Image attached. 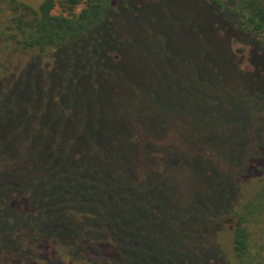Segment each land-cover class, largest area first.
I'll use <instances>...</instances> for the list:
<instances>
[{
  "label": "rangeland",
  "instance_id": "374dc122",
  "mask_svg": "<svg viewBox=\"0 0 264 264\" xmlns=\"http://www.w3.org/2000/svg\"><path fill=\"white\" fill-rule=\"evenodd\" d=\"M23 1L36 6L42 0ZM135 1L141 7L124 31L130 43H121L125 58L116 66L114 73L122 72L116 81L102 80L93 89L81 88L84 80L110 71L95 58L99 41L96 51L84 47L76 59L60 61L49 87L33 88L28 72L22 89L15 79L6 91H0L1 139L9 144L12 135L22 144L19 154L35 156L38 167L48 172L47 179L34 185L36 172H31L32 189L14 196L33 206L37 215L33 225L43 226L42 237L50 232L62 234L63 204L97 201L88 185L95 173L108 162L120 164L135 150L141 155L143 146L155 144L160 150L145 152L140 161L171 159V172L184 169L176 195L182 198L169 195L175 187L170 173L165 181L155 171L145 174L139 185L146 189L144 193L128 189L129 197L120 195L123 209L114 236L126 245H121L122 262L222 264L228 258L236 262L228 233L206 221L209 214H219L226 200L222 221L229 229L234 224L231 213L261 200L264 51L259 54L256 45H250L233 17L216 14L210 0ZM7 11L0 3V27L6 24ZM72 62V71L65 72ZM256 68L248 75L237 71ZM136 131L140 135L137 145L128 141ZM10 148L0 153V159ZM82 157L89 161L83 162ZM174 157L182 159L177 162ZM212 158L219 159L223 169L213 167ZM3 185L0 189L5 191ZM3 195L6 210L0 211V247L7 242L6 215L12 210L10 196ZM172 198L180 205L176 206L179 216L172 210ZM21 211V218L26 219L27 207ZM55 220L59 221L53 224ZM251 229L252 250L264 257V227L253 223ZM209 233L215 234L217 244L208 238Z\"/></svg>",
  "mask_w": 264,
  "mask_h": 264
},
{
  "label": "trees",
  "instance_id": "16d2710c",
  "mask_svg": "<svg viewBox=\"0 0 264 264\" xmlns=\"http://www.w3.org/2000/svg\"><path fill=\"white\" fill-rule=\"evenodd\" d=\"M210 2L216 8V14L227 13L233 17V22H236L242 35H245L247 40L250 39V45L252 47L256 45L259 54L264 53L260 52L264 51L260 47L261 44L264 48V0H210ZM0 3L8 10L6 24L0 27V39L3 44L0 46V91H6L7 86H11L12 80L15 79L21 82L22 89L28 72L32 78L33 88H37L38 85L49 87L51 76L60 70L58 65L60 61L76 59L78 54L83 53L84 47H88L91 52L96 51L99 41L102 42L95 58H98L101 65L110 68V71L84 80L83 84H80L81 88L93 89L98 87L102 80L111 83L116 81L114 78L121 76V71L114 72L116 66L125 58V50L121 49L123 46L121 43L125 45L130 43V38L124 31H127L131 21L136 20L141 3L136 4L135 0H42L36 6L23 0H0ZM108 38L112 44L107 43ZM253 56L252 53L251 57ZM74 63L72 62L65 72L70 73L75 66ZM258 70L259 68L252 72H241L237 69L242 75L253 74ZM134 88L137 90L139 86ZM54 101L59 103L57 100ZM1 108L2 104L0 110ZM2 118L0 112V126L3 124ZM3 134L0 129V136ZM8 139L9 144L0 137V153L6 152L4 150L7 146L11 147L9 153L0 159V183L6 185L8 182L5 191L0 189V211L6 210L2 201L6 192L10 196L12 210L6 215V224L10 229L6 244L0 247V264H124L121 245L124 247L126 245L114 236L123 209L120 195L128 196V189L133 193L138 190L144 193L146 189L140 187L144 176L145 174L148 176L149 171H155L160 179L165 181H168L170 173L171 179L175 181V187L169 191V195L173 197L178 195L177 185L184 177V169L176 168L173 172L170 171L168 165L171 159L141 162L145 152L160 150L155 144L143 146L141 155L135 150L130 158L121 160L120 164L114 160L112 163L108 162L109 165L99 174L94 172L95 178L92 176L88 180V185L97 201L81 200L63 204L60 212L63 217L61 230L64 233L50 232L46 239L41 236L43 226L33 225L37 217L33 206L27 199L19 201L14 195L32 189V184L28 182L31 172H36L33 185L41 178L47 179L48 172L38 167L35 156L19 154L22 144L15 141L12 135ZM139 139L140 135L136 131L129 135L128 141L137 145ZM215 153L221 158L225 157L222 152ZM181 159L178 157L175 161L179 162ZM82 160L89 161L83 157ZM220 162L219 159L210 160L213 167L221 170L223 166ZM230 163L233 168H237L232 161ZM96 169H99L98 165L94 166V171ZM246 172L241 173V176ZM63 176H66L65 172ZM65 182L67 185V180ZM89 193L86 192V195ZM189 194L192 195V192ZM143 196L146 199L149 197ZM258 196L261 198L260 201L251 202L243 209L231 213L234 224L229 229L224 228L222 221L223 214L226 213L223 210L226 200L222 202V209L218 215L209 214L207 224H217L219 230L228 233L237 257L236 262L228 258L227 261L223 260L222 264H264V257L252 250L253 223L257 227H264V191H260ZM170 201L174 208L172 210L175 211L174 215L179 216L181 211L176 206L180 205L175 203L173 198ZM24 207H27L28 212L26 219L21 218V208ZM147 211L148 214L152 213ZM56 221L59 220L52 223L55 224ZM208 238L211 241L216 240L215 234L212 233L208 234Z\"/></svg>",
  "mask_w": 264,
  "mask_h": 264
}]
</instances>
